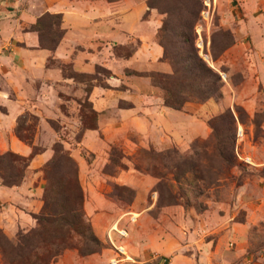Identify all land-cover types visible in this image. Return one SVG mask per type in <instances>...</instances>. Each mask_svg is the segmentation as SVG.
Masks as SVG:
<instances>
[{"label": "rangeland", "instance_id": "rangeland-1", "mask_svg": "<svg viewBox=\"0 0 264 264\" xmlns=\"http://www.w3.org/2000/svg\"><path fill=\"white\" fill-rule=\"evenodd\" d=\"M30 1L42 10L43 0ZM152 3L159 20L152 41L164 49L159 61L169 73L145 72L136 54L141 41L129 35L120 42L126 45L94 42L66 49L62 59L48 56L43 68L23 69L13 58L11 49L19 48L13 41L23 30L37 36L35 23L22 22L26 0L8 5L10 13L0 8V31L7 35L0 37V116L14 114L10 124L0 117V156L26 157L32 148L47 155L32 170L31 161L26 168L17 160L0 161V175L19 172L20 183L32 180L39 203L34 213L24 212L30 223L14 229L8 220L18 218L20 205L0 199V264L16 254L11 246L19 236L36 228L32 215L40 212L48 185L58 193L51 204L63 212L77 186L81 220L89 229L74 220L75 232L57 230L70 247L50 264H110L116 256L109 238L130 259L117 264H264V0ZM60 23L45 19L42 33L57 36L60 30V41ZM184 35L220 86L217 96L169 111L158 129L146 108L163 95L145 75L171 73L169 56L186 45ZM148 85L154 93L148 94ZM10 139L28 154L9 150ZM0 186L16 187L1 180ZM112 227L126 236L109 232ZM38 231L12 264H34L32 254L45 251L41 241L48 242L51 230ZM81 231L97 240L94 253L79 254L88 248Z\"/></svg>", "mask_w": 264, "mask_h": 264}, {"label": "crops", "instance_id": "crops-1", "mask_svg": "<svg viewBox=\"0 0 264 264\" xmlns=\"http://www.w3.org/2000/svg\"><path fill=\"white\" fill-rule=\"evenodd\" d=\"M25 0H1L0 8L6 13L13 12L12 8L8 5L19 3ZM27 2V11L21 13L22 22L25 27L33 25L36 19L43 13L51 15H59L61 19V29L63 36L55 49L50 53L47 50L39 49L38 38L32 32L19 33L15 36L13 43H17L19 48H12L13 58L19 61L20 65L29 70L37 67L43 68L45 59L48 56L62 59L67 52L66 49L71 50L74 47H88L94 42L111 40L112 46L126 45L120 43L121 40L126 39L127 35L138 38L141 41V50L136 53L141 54V63L145 72L156 71L159 73H169V67L160 62L163 50L159 45L152 41L153 36L159 26L157 14L153 10L147 9L145 2L135 3L133 0H119L116 2H106L105 0H43L41 9L33 5L30 0ZM43 3L45 5H43ZM232 13V10H231ZM143 14L148 18L144 21L141 20ZM231 15V14H230ZM231 17V16H230ZM222 21L227 20V16L221 18ZM246 33V30L244 31ZM5 32L0 31V37L4 38ZM11 43V44H13ZM12 46V45H11ZM67 52V53H68ZM117 62V61H116ZM125 60L122 63H127ZM107 69V68H106ZM109 70V69H107ZM86 72L80 70V72ZM42 74H45L44 72ZM148 94L154 93V89L148 85ZM148 98H151L150 96ZM157 105H152L146 108V116L151 122V125L160 129L165 124L164 120L169 111H173L163 106L162 98L158 99ZM176 113L175 111H173ZM124 114V116H126ZM2 121L8 120V124L14 118V114L1 115ZM8 149L20 155H27L28 148L20 144L16 139H10ZM45 153L35 155L30 161L29 169L39 165L46 159ZM34 190V191H33ZM38 190L32 185V180L27 182L25 177L23 181L16 187L3 188L0 186V199L6 197L10 198V202L20 205V209H15L18 212V218H10L9 224L17 229L19 224L27 226L30 222L24 212L34 213L38 208L37 197ZM34 201V202H32ZM15 219V220H14ZM6 226L4 223L1 225Z\"/></svg>", "mask_w": 264, "mask_h": 264}, {"label": "trees", "instance_id": "trees-1", "mask_svg": "<svg viewBox=\"0 0 264 264\" xmlns=\"http://www.w3.org/2000/svg\"><path fill=\"white\" fill-rule=\"evenodd\" d=\"M105 1L113 2L118 0ZM152 1L153 0L146 1V6L150 9L155 8ZM45 19L56 20L58 25L60 16L47 14L42 15L36 20L31 29H33V31L37 33L38 47L48 51H53L61 37V31L59 30L57 36L49 35V30L45 31V33H42V22ZM184 38V43H186V45L175 47L174 50H172L173 55L171 54L169 56V59L171 60L170 74L165 75L151 73L149 75H145L149 78L153 86L160 88V90L162 91L163 106L174 111L180 110L183 104L188 101L204 102L211 97L217 96L220 86L218 75L210 68H208L206 64L198 57L196 49L193 46V42L189 39L187 40L186 36ZM84 128L93 129V127ZM14 131L16 134V129ZM18 139L20 140L22 138ZM37 154L38 152L33 148L31 149L29 155L26 157H19L15 154L7 152L0 156V161H5L7 159L17 160L20 162H24L23 167L26 168L29 161ZM61 159H64L68 164L73 165L72 161L67 156H61ZM55 161L56 159L52 158L49 164H53ZM49 164L47 165V167H49ZM21 179L22 173L19 172L16 174V176L12 174L3 176L0 175L1 184L5 187L17 186L20 183ZM72 194L73 195L70 201V205L67 208V211L63 212L62 210L59 211V208L51 204L53 200H58V193L56 192V189L51 188L50 185H48L44 189L42 197L43 205L40 209V212L36 215H32V218L35 221L36 228L24 236H19V238L17 239V244L11 246V248L15 249L16 254H14V256H12L9 261H5V264L14 263V259L17 257L16 255L19 251L18 248L22 247L23 244L30 240L33 234H37V232H39L38 230L42 228H49L51 230V234L49 235V237H47L49 239L48 242H44L43 240L41 241L45 251L41 254H32L34 264H50L55 260L61 250L70 247V244L65 240H58L56 232L57 230L61 229L62 231L64 229V232L66 233L67 231H74L72 221L76 220L77 224L81 228L84 225L83 228L89 233V229L86 223L81 220V194L77 186L74 187ZM79 235L83 239L82 243L86 247H88L87 250L80 251L79 254L88 255L94 253L98 246L97 240L91 234H89L88 237L85 238L83 236V231H81ZM31 246L32 244L28 246V254L31 253Z\"/></svg>", "mask_w": 264, "mask_h": 264}, {"label": "built area", "instance_id": "built-area-1", "mask_svg": "<svg viewBox=\"0 0 264 264\" xmlns=\"http://www.w3.org/2000/svg\"><path fill=\"white\" fill-rule=\"evenodd\" d=\"M204 6H205V8L207 7L208 8V6H209V8H210V3H209V5H208V2L207 3H204ZM202 14H205V16H207V14H208V10L206 9V10H203L202 11ZM204 18V17H203ZM206 18V17H205ZM115 232L116 233V235L120 238V239H122V238H124L125 236H126V233L123 231V230H116L115 229V227H112L111 228V230L109 231V232ZM108 241L110 242V244L112 245V247L114 248V252H115V256H116V258L114 259V258H112L111 260H110V264H117L118 262H120V261H128V260H130L127 256H126V253H125V251H124V248H123V246H121V245H113V243L111 242V240H110V238L108 239Z\"/></svg>", "mask_w": 264, "mask_h": 264}]
</instances>
